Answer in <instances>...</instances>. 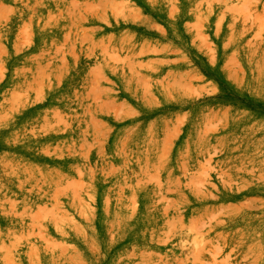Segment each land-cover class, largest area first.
Listing matches in <instances>:
<instances>
[{"label": "rangeland", "instance_id": "1", "mask_svg": "<svg viewBox=\"0 0 264 264\" xmlns=\"http://www.w3.org/2000/svg\"><path fill=\"white\" fill-rule=\"evenodd\" d=\"M0 264H264V0H0Z\"/></svg>", "mask_w": 264, "mask_h": 264}, {"label": "bare ground", "instance_id": "2", "mask_svg": "<svg viewBox=\"0 0 264 264\" xmlns=\"http://www.w3.org/2000/svg\"><path fill=\"white\" fill-rule=\"evenodd\" d=\"M227 24V23H226Z\"/></svg>", "mask_w": 264, "mask_h": 264}]
</instances>
